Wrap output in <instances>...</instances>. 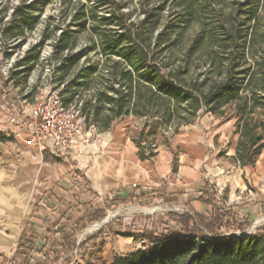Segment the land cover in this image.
I'll return each mask as SVG.
<instances>
[{
	"label": "trees",
	"instance_id": "1",
	"mask_svg": "<svg viewBox=\"0 0 264 264\" xmlns=\"http://www.w3.org/2000/svg\"><path fill=\"white\" fill-rule=\"evenodd\" d=\"M10 1L0 0L5 60L45 24L39 42L10 69L11 78L28 86L51 43L53 82L63 86L65 106L81 104L87 129L107 132L119 120L145 118L132 141L140 160L150 161L160 146L156 139L166 128L178 134L207 113L235 120L234 161L241 167L254 166L263 153L264 0H142L134 11L125 0H60L58 17L44 19L56 0ZM80 37L90 43L84 53L76 52ZM91 54L98 60L88 59ZM8 140L0 133L1 142ZM177 167L175 158L174 171ZM170 196L142 192L131 201L143 206ZM115 197L111 194L77 218L62 215L38 235L29 221L11 264H73L81 252L97 246L100 236L120 227L113 221L83 242L75 240L86 225L116 208ZM191 202L201 209L168 213L166 223L173 226L161 233L146 227L138 234H120L147 249L115 255L111 264H264V229L249 233L250 215L227 206L208 183ZM84 264L107 263L98 258Z\"/></svg>",
	"mask_w": 264,
	"mask_h": 264
},
{
	"label": "crops",
	"instance_id": "2",
	"mask_svg": "<svg viewBox=\"0 0 264 264\" xmlns=\"http://www.w3.org/2000/svg\"><path fill=\"white\" fill-rule=\"evenodd\" d=\"M24 104L26 106L22 110L28 113L32 103ZM198 120L193 125L183 127L174 140L175 146L182 148V153L178 158L175 157L178 167L173 172L178 171L192 187L191 190L177 193L172 192L164 180L161 188L143 186L146 175L154 171L152 162L156 158L159 160V174L163 176L171 169L169 150H162L159 155L157 151L153 160L141 161L133 141L122 130L111 129L102 134L101 144L93 146L91 150L75 140L68 153L56 154L41 143L31 142L27 129L22 124L12 123L10 113L0 105V133L9 139L0 141V218H22V213L29 211L35 197L36 203L38 198L43 197L39 206L55 203L58 195L74 194L78 200L70 184L83 180L89 188L104 189L107 199L111 194H116L117 201L125 198L131 200L142 192L150 191L165 192L170 197H186L187 212L190 208L195 211L201 209L198 203L191 200L208 183L218 197L226 199L227 206H235L242 214L250 215L254 223L264 216V151L254 166L241 167L234 161L237 143L233 142L232 147L227 148L230 127L235 122L223 123L213 117ZM201 169H204V173H201ZM75 172L80 176L75 175ZM13 183L19 188L14 194ZM65 184L69 187L66 188ZM17 194L20 199L12 201L13 195L16 197ZM6 233L5 229H0L1 247ZM128 239L135 241L133 238ZM115 255L126 256L110 254L104 261L111 264Z\"/></svg>",
	"mask_w": 264,
	"mask_h": 264
},
{
	"label": "rangeland",
	"instance_id": "3",
	"mask_svg": "<svg viewBox=\"0 0 264 264\" xmlns=\"http://www.w3.org/2000/svg\"><path fill=\"white\" fill-rule=\"evenodd\" d=\"M142 0H125L129 4L128 8L134 11L140 5ZM11 5L17 4L19 0H11ZM151 1L150 5H153ZM62 10L60 0H56L48 9H46L43 19L50 16L58 17L60 11ZM135 17L139 15V12L134 13ZM140 16H138V19ZM45 24L40 23L28 36L27 41L23 44L21 50L17 52L11 59L5 60L3 58L2 49L5 45L4 40L0 37V105L3 106L7 104L8 108L17 107L22 110V107L26 106L23 103V98L25 90L30 86L24 85L18 77L12 79L10 69L15 62L20 60L24 51H26L31 46L37 44L40 40L41 31L44 28ZM11 42H8L9 44ZM90 43L86 37H80L76 46L77 53H84L87 48H89ZM52 54V44L48 43L42 53L40 65L34 71V82L36 86H43L45 79H55L53 72L54 62L50 60ZM83 58L82 60H84ZM88 59L98 60L94 54H91ZM20 71V70H19ZM18 71V72H19ZM45 78V79H44ZM31 86H35L31 84ZM28 103H32V100L29 99ZM213 117L216 120H219L223 123H229L235 120H227L217 118L211 114L202 113L199 118H211ZM198 118V119H199ZM197 121L199 122V120ZM145 118H126L123 120L117 121L112 131L122 130L127 137L131 140L136 134L141 130L145 123ZM197 121L195 123H197ZM201 121V120H200ZM194 123V124H195ZM193 125V124H192ZM87 129V128H86ZM183 127L180 129L179 133ZM86 142L84 143L83 138H79L77 143H82L85 146H88L89 150L93 149V146H98V139H101L102 134L105 132H100L97 128H90L86 130ZM178 133V134H179ZM174 134V128L168 127L164 130L163 133L158 135L157 142L160 145L158 148V155L162 150H169L171 154V165L170 170L165 173L163 176L159 174V160L156 158L152 162L153 169L150 174L146 175V179L143 183V186L146 188H161V182L164 180L167 183V186L172 192H181L191 190V185L187 184L183 177L178 173L173 172V161L174 158H178L180 153H182V148L180 146H175L174 140L177 139V135ZM238 140V135L235 133V124L233 127H230L229 140L227 148L232 147L233 142L236 144ZM76 144V143H75ZM223 153V151H221ZM201 173H204V169H201ZM13 183L12 190L13 194L19 188L14 186ZM64 185V184H63ZM66 188L69 185L65 184ZM74 188L75 194L78 196V200L75 199L74 194L72 195H58V199L55 203L46 204L39 206L37 212H32L33 207L36 203V197L33 198L31 203V208H28V212L25 211L23 217H11L10 219L0 218V229H5L7 231L4 235L5 242L0 245V264H11L15 253L17 252L22 233L25 229L26 224L31 221L34 226L35 234H41L43 227L49 222H54L59 219V217L66 213L67 216L71 218H77L83 215L85 212L92 210L96 205L103 204L107 199L104 189L99 188H89L84 185L83 180H76L71 184ZM225 197V193L222 195ZM23 198V197H22ZM20 196L17 194L15 197L13 195L12 201L19 200ZM116 208L110 211L107 216L101 220L94 222L92 224L86 225L85 229L81 231L75 238L78 243L83 242L88 237L97 234L100 229L111 222L120 224V227H115L114 231L108 235L100 236L97 241V246L88 250L83 251L76 256L73 264H84L87 260H93L98 258H108L110 254L118 253L119 255H126L131 251L136 250H146L147 246L143 245L142 242L131 241L127 237H123L120 234H138L141 233L146 227L148 229H155L157 233H161L173 225H168L166 223L167 214L170 212L175 213H184L188 211V206L185 198L170 197L169 200L158 202L154 201L153 203L145 204L143 206L135 205L132 203L130 198H125L122 200H116ZM2 211H0V215ZM21 214L20 212H16ZM32 216V219H30ZM259 229H264V216H260L252 225L249 233H255ZM29 254V253H27ZM24 258V257H23ZM22 258V259H23ZM55 264H66L63 260L56 262Z\"/></svg>",
	"mask_w": 264,
	"mask_h": 264
},
{
	"label": "built area",
	"instance_id": "4",
	"mask_svg": "<svg viewBox=\"0 0 264 264\" xmlns=\"http://www.w3.org/2000/svg\"><path fill=\"white\" fill-rule=\"evenodd\" d=\"M34 74L29 79L30 86L23 98V103L32 100L31 110L25 113L17 107L8 108L7 104L3 107L10 113L12 123L22 124L27 129L31 142L41 143L56 154H66L75 140L83 138L86 142L87 129L80 110L81 104L65 106L61 94L63 86L58 87L52 79L44 78V85L37 87ZM97 143L101 144V139Z\"/></svg>",
	"mask_w": 264,
	"mask_h": 264
}]
</instances>
